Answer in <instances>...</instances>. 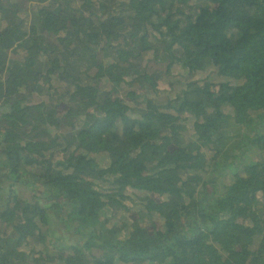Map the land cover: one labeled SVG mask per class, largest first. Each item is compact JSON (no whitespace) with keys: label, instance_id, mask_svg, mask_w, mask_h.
<instances>
[{"label":"trees","instance_id":"16d2710c","mask_svg":"<svg viewBox=\"0 0 264 264\" xmlns=\"http://www.w3.org/2000/svg\"><path fill=\"white\" fill-rule=\"evenodd\" d=\"M0 264H264V0H0Z\"/></svg>","mask_w":264,"mask_h":264},{"label":"rangeland","instance_id":"374dc122","mask_svg":"<svg viewBox=\"0 0 264 264\" xmlns=\"http://www.w3.org/2000/svg\"><path fill=\"white\" fill-rule=\"evenodd\" d=\"M182 70L179 68H176L175 71L173 72V77L176 81L181 80V74ZM209 165L211 161L208 162ZM17 192L19 195L29 199L31 194H34L35 196L38 197V202L40 204H44L41 192L39 191V186L37 184L30 185L27 187L17 185L16 186ZM49 225H50V238H49V244L50 245H70L77 243L79 240V237L77 235H71L69 232H63L62 229H60L57 225L56 219L53 217L52 214L49 216ZM160 225L159 220H155L152 223V228H157Z\"/></svg>","mask_w":264,"mask_h":264}]
</instances>
